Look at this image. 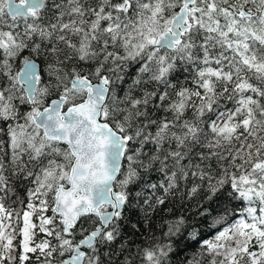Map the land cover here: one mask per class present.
I'll list each match as a JSON object with an SVG mask.
<instances>
[{"label": "snow or ice", "instance_id": "snow-or-ice-1", "mask_svg": "<svg viewBox=\"0 0 264 264\" xmlns=\"http://www.w3.org/2000/svg\"><path fill=\"white\" fill-rule=\"evenodd\" d=\"M176 199L191 218L146 235ZM181 241L264 264V0H0V264Z\"/></svg>", "mask_w": 264, "mask_h": 264}, {"label": "trees", "instance_id": "trees-1", "mask_svg": "<svg viewBox=\"0 0 264 264\" xmlns=\"http://www.w3.org/2000/svg\"><path fill=\"white\" fill-rule=\"evenodd\" d=\"M194 211V201H180L179 199H176L173 203L164 206V210L153 215L150 222L151 227L146 235L155 234L157 238L162 239L163 233L167 231L169 223L180 215H185L191 218ZM141 231H144V229H141ZM141 239H143V237H138L137 243H139ZM195 247L196 246L193 245L185 248V244L181 241L179 243L180 251L172 257L171 264H180V262L184 261L186 257H190L195 250Z\"/></svg>", "mask_w": 264, "mask_h": 264}]
</instances>
